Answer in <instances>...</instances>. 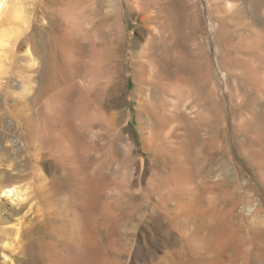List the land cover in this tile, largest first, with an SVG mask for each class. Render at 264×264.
<instances>
[{
	"label": "rangeland",
	"instance_id": "374dc122",
	"mask_svg": "<svg viewBox=\"0 0 264 264\" xmlns=\"http://www.w3.org/2000/svg\"><path fill=\"white\" fill-rule=\"evenodd\" d=\"M113 2L110 0V10L115 6ZM216 3L219 5L213 11ZM62 7L63 0H6L0 9V31L6 38L5 45L0 47V216L7 220L0 224V264H15L17 256L22 255L21 243L16 240L19 228L25 234L28 221L35 228L46 221L45 216L51 215L52 210L35 198L44 184L41 179L45 177L50 182L54 176L67 175V169L57 168L55 162L40 164L36 159L40 152H45L38 149L43 145L39 135L42 111L67 104L76 108L91 101L92 108H99L104 89L91 97L84 90V81L88 83L106 72L107 48L115 64L110 68V77L121 93L120 104L110 109L117 123L110 122L109 131L97 127L92 148L80 155V161L83 160L88 174L95 175L99 186L105 180L109 182L108 264H149L162 260L170 250L181 249L184 243L181 235L185 228L194 227L195 222L200 224L203 220L225 228L237 222L242 214L250 217L249 205H264V185L258 180L244 200L235 199L227 191L229 184L244 182V173L239 171L241 162L235 154L233 126L244 119L252 120V112H258L256 96L261 85L256 82L264 80V0H166L161 15H156L157 23L148 22L156 34L151 44L157 58L155 65L166 72L177 70L176 84L169 93H153L154 100L166 102L176 128L170 132L168 126L169 143L161 144L163 149L153 146L156 150L150 149L148 121L140 104L145 95L137 89L138 84L144 87L145 83L137 84L135 72L123 71L121 62L115 61L116 53L120 58L127 53L120 48L124 43L140 54L148 45V24L139 22L136 13L122 12L120 45H117V31L99 12L92 40L80 34L76 38L75 47L81 60L78 68L74 67L76 86L68 94L56 87L42 92L43 53L54 44L53 28L58 34L63 32ZM15 8L21 12L20 17L14 13ZM90 13L85 10L83 18ZM212 16L215 28L210 21ZM95 52L96 62L92 59ZM119 76L128 79L125 91L117 81ZM223 128L232 131L231 152L220 149ZM175 162L180 164L178 173H174ZM12 183L22 192L14 198L1 192L5 184ZM199 188L209 191L199 198L200 203H194L192 197ZM183 191L185 200H169L172 193ZM69 193L67 188L59 193L66 207ZM71 207L68 210L75 224V211ZM176 208L180 211L175 212ZM262 208L260 214L250 217L257 223L264 219ZM38 209L43 212L40 221ZM168 211H174L172 216L180 215L171 220ZM35 215L37 218L32 219ZM66 219L72 227L68 216Z\"/></svg>",
	"mask_w": 264,
	"mask_h": 264
},
{
	"label": "bare ground",
	"instance_id": "6f19581e",
	"mask_svg": "<svg viewBox=\"0 0 264 264\" xmlns=\"http://www.w3.org/2000/svg\"><path fill=\"white\" fill-rule=\"evenodd\" d=\"M5 2L6 0H0V9ZM165 2L166 0H115L113 2L115 6L113 10H110V0H63V32L58 34L53 28L54 44L43 53L40 71L42 92L48 93L52 88L56 87L61 90V93L68 94V91L76 86L73 74L75 72L74 67L77 65L76 67L78 68L81 64L75 47L76 38L80 34L85 39L92 40L91 38L95 35L98 27L96 16L99 12L103 15L102 17L106 23L113 24L117 31L116 44L120 45L118 44L120 37L118 29L121 25L120 22L124 18H122L123 13L125 14L127 11L136 13L139 17V22L142 24H148V22L157 23L158 17L156 18V15H161ZM218 5V3L213 5L212 10L215 11ZM153 7H158L159 10L154 11ZM85 10L91 12L89 17V14L86 15L88 17L86 18L87 20L82 16ZM14 13L17 14V17L21 15L17 8L14 9ZM210 21L215 28L216 23L213 16ZM146 29L149 38L144 53H137L129 49L130 47L124 43V45H120V48L127 53L121 58L116 53L115 61L121 62L123 71L127 73L135 72V82L137 84L145 83L144 87L138 84L137 89L145 95L139 101L143 107L144 116L148 121L146 133H148L147 137L151 142L150 149L156 150L153 146H160L161 144L167 146L166 141L169 143L168 132H172L175 125H172L173 122L167 111L166 102H160L158 99L154 100L153 93L154 91L160 94L161 92L169 93L176 84L177 70L173 68L174 70L171 69L172 71L166 72L155 65L157 58L152 52L151 44L156 40V34L150 24L146 25ZM5 39V35L1 34L0 31V47L5 45ZM94 44L96 45L95 41ZM107 49L106 53L103 52L106 54V72L103 71L104 74L100 75L99 78L90 80L88 83H86L87 80L84 81V90L91 97H96L104 89V99L99 108H92L91 105L94 102L91 101L89 105L76 108L67 104L60 107H47L46 111H42V129L39 135L44 146L42 145L38 149L45 152H40L36 159L40 164H45L49 160L55 162L57 168L67 169V175L63 178L54 176L50 182H47L45 177L41 179L44 184L36 193L35 198L38 199V202L45 205L48 210H52L51 215L49 217L48 215L45 216L47 222L43 220L41 225L35 228L34 224L28 221L29 229L25 234L22 233L20 228L17 230L16 240L20 241V250L23 253L21 256H17L19 259L15 264H108L107 261H110V237L108 233V222L110 220L109 182L105 180L99 186L95 181V175L88 174L87 169L84 168L83 160L80 161V155L91 150V142L93 137L97 135V127L99 126L100 129L109 131L110 122L111 124L117 123L115 115H110V109L116 104H120L121 93L116 89L110 77V68L112 69L115 64L112 63V52L110 53V49ZM120 50L119 52H122ZM96 53L92 54L94 62L97 59ZM147 65L151 66V69L150 67L147 69ZM117 81L122 83V90L125 91L129 84L128 79H122L119 76ZM78 83L80 84V81ZM258 84L261 85L258 88L259 90L257 89L258 94L256 96L259 103L258 112H252L254 117L251 118L252 120L244 119L243 121L241 120L242 122H236L233 126V134L236 138L235 154L238 155V160L241 162L239 171L244 173V182L240 183V181H237L235 184H229L227 188L228 194L231 193L235 199L244 200L249 190L256 185L257 180L264 185V80L258 79L256 85L258 86ZM160 94L159 97L162 100ZM93 100L95 99L93 98ZM251 111L253 110L251 109ZM168 126L170 129L167 132ZM230 132L232 133L231 130L228 131L227 128H223V145L220 147L222 151L231 152L232 150L230 144L233 140ZM85 135L91 138L87 139ZM215 138L213 137V139ZM40 155L42 156L40 157ZM175 163L174 173H178L180 164ZM246 167L252 169V172L247 171ZM184 178H186V175ZM185 182L187 181L185 180ZM66 188L70 192L67 202L68 207H74L75 224L71 217V211L59 198V193ZM19 190V187L12 183L5 184L1 192L11 198L14 195L22 194ZM207 190L209 191V188ZM207 190L199 188L198 192L195 191L192 197L193 202L199 201L198 203H200L199 198L204 196ZM45 198L52 200H46L49 202H45ZM174 199L185 200V192L183 191L181 194L172 193L169 200ZM212 205L215 206L214 204ZM263 206V204L249 205V216L260 214L263 211ZM176 211L179 212L180 210L176 208ZM173 212L168 211L169 216L172 218L171 220H175L180 215L178 213V216H172ZM191 214L193 215V213ZM42 215L43 212L38 209L37 216L39 221L42 220ZM243 215L236 220L237 222L230 223L225 228L207 224L203 220H201L200 224L195 222L194 227L185 228L184 233L181 235L184 243L180 250L172 249L166 254L164 253L165 256L162 260H152L149 261V264H257L256 262L264 264V219H262V222L257 223L250 217L245 216V218ZM66 216L69 217V221H72V227L67 224ZM35 218H37L36 215L32 219ZM2 221L6 222L7 220L0 216V224L3 223ZM257 221H261V219Z\"/></svg>",
	"mask_w": 264,
	"mask_h": 264
}]
</instances>
